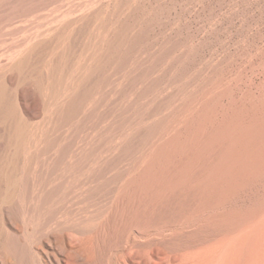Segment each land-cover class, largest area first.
Returning a JSON list of instances; mask_svg holds the SVG:
<instances>
[{"label":"bare ground","instance_id":"6f19581e","mask_svg":"<svg viewBox=\"0 0 264 264\" xmlns=\"http://www.w3.org/2000/svg\"><path fill=\"white\" fill-rule=\"evenodd\" d=\"M179 2L178 14L156 4L162 16L146 30L145 49L131 48L123 66L115 67L114 35V76L100 70L77 101L63 100L61 127L74 136L63 159L44 167L48 195L28 211L36 262L264 264V0H221L213 37L204 9ZM127 23L130 42L136 22ZM168 28L196 44L194 66L171 61V49L113 96L133 62L155 57ZM207 59L221 67L203 70ZM100 157L109 160L83 177ZM12 231L21 242L22 227Z\"/></svg>","mask_w":264,"mask_h":264},{"label":"rangeland","instance_id":"374dc122","mask_svg":"<svg viewBox=\"0 0 264 264\" xmlns=\"http://www.w3.org/2000/svg\"><path fill=\"white\" fill-rule=\"evenodd\" d=\"M162 1L179 13V0H0V264H41L32 255L25 229L29 209L48 195L44 167L63 159L66 144L74 136L72 129L61 127L63 100L77 101L81 87L91 84L100 70L114 76L110 55L114 35L119 38L115 67L130 59L131 48L136 53L145 49L142 41L146 30L159 22L162 13L156 4ZM191 2L204 9L201 23L209 35L216 36L221 0H183L182 6L189 8ZM145 4L153 5V10H145ZM129 19L136 22L130 42ZM185 37L171 28L160 33L157 39L166 42L155 57L142 52V58L113 86V96L122 95L124 85L139 82L141 72L152 69L171 49V61H180L183 68L194 66L190 53L198 48L195 43L187 44ZM205 66L216 68L221 63L207 59L203 70ZM82 68L84 75L80 74ZM76 122L73 129L79 135V117ZM122 143L117 145L123 148ZM104 159L98 158L83 177H94ZM67 190L66 186L62 194ZM14 225L25 232L21 242L12 235Z\"/></svg>","mask_w":264,"mask_h":264}]
</instances>
